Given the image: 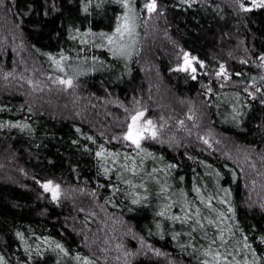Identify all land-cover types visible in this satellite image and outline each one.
<instances>
[{"label": "trees", "instance_id": "16d2710c", "mask_svg": "<svg viewBox=\"0 0 264 264\" xmlns=\"http://www.w3.org/2000/svg\"><path fill=\"white\" fill-rule=\"evenodd\" d=\"M49 2L12 0L7 8H0V21L3 18L13 21L8 30L16 31L15 37L24 47L18 57L13 50L4 52L0 47V71L11 73L8 85L0 82V123L5 125L0 127V253L9 264H24L29 256L16 231L25 234L31 248L33 259L29 264H43V261L56 264L57 259L59 264H84L83 256H88L93 264H106L102 257L114 264L113 258L102 251L103 240L95 241L93 237L92 242L90 237L87 244L77 232L82 230L93 236V231H103L105 217L108 223L118 224L120 230L123 224L127 225L132 234H127L129 237L119 243L115 239L104 240L108 246L122 247L125 243L124 255L133 256V250L142 247L137 241L143 238L145 249L150 244L170 258L167 262L160 257L162 255L149 252L143 254L145 257L134 259L132 264H202L206 257L201 249L212 239L219 241L217 233L221 229L227 240L225 248L232 252L243 244L239 228L235 227L237 220L257 253L264 257V244L256 239L264 234V210L252 203L244 173L239 164L230 159L234 155V160L238 156L242 161L239 155L257 150L264 160V104L260 103L264 92H258L256 99L250 95V91L264 89V61L259 59L264 53V9L244 14L236 12L232 0H191L190 4H183L182 0H160L166 10L151 17L155 32L146 31L148 16L144 15L137 29L135 50L129 59L113 56L109 47H96L95 44L106 43L99 37L83 44L79 36L72 39L76 34L71 26L84 31L89 21L94 31H113L115 16L123 11L115 0H104L102 7H94L87 19V14L80 11L82 0H58L59 11L45 17L43 11ZM97 2L93 0V4ZM133 3L140 8L144 0H133ZM171 40L175 45L170 44ZM181 49L206 62L199 65L194 61L198 68L195 79L191 72L173 70L176 63H181L178 59L183 56ZM48 52L57 58L63 52L70 57L65 62L69 74L77 68L81 74L77 75V86L71 89L69 97H64L67 100H56L51 88L48 96L39 91L33 93L42 97L38 101L40 108H36L35 103L25 97L31 93L29 85L36 88L38 79L56 80L64 75L46 55ZM144 54L147 59L143 63L151 61L169 89V95L162 91L170 110L153 112L149 117L162 125L160 137L177 138L184 146L171 148L161 140H146L143 147L152 156L138 154V150L123 139H112L123 132L116 129L125 122V109L135 107L141 99L147 102L149 83L140 64ZM221 62L232 73L230 80L214 75ZM208 87L213 89L211 93L207 92ZM71 99L78 103L76 109L86 108L88 116L83 120L58 111L62 104H71ZM93 99L105 101L91 107L88 102ZM112 103L120 106L100 110ZM89 108L92 110H87ZM195 111L202 112V119L196 123L191 118ZM9 121L30 127L8 126ZM89 136L95 140L88 139ZM100 144L120 153L119 160L109 157L105 161L97 157L95 152L99 151ZM125 153L136 157L135 173L129 171L133 162L124 159ZM168 163L177 167L165 171ZM102 164L111 169L109 175L103 174ZM48 178L61 184L64 194L59 204L51 200L50 193L41 195L43 189L38 181ZM124 180H131L132 184H125ZM257 183L258 192H264V181ZM142 184H147L146 200ZM164 185L168 191L161 193ZM196 187L201 188L205 196L213 197L214 208L230 216L227 205L219 197L227 199L235 207L236 216L235 220L221 224L220 229L208 225L205 219L204 231L197 228L189 238L186 235L191 230L189 224L171 219L172 215L183 216L185 201L193 212L199 206L202 218L218 219V213L199 199ZM224 189L230 192L226 195ZM135 192H140L141 196L136 197ZM133 199L142 202L133 204ZM165 204L170 207L161 216L159 213ZM77 221L81 225H77ZM230 226L235 229L231 236L228 234ZM177 232L180 237L174 239ZM43 237L52 239L46 244ZM55 242L63 243L71 255L53 252ZM192 243L197 245L195 253L190 246L180 247ZM212 247L216 249L218 245ZM37 248L45 253L43 261L36 255ZM77 252L81 253L79 260L75 258Z\"/></svg>", "mask_w": 264, "mask_h": 264}, {"label": "snow or ice", "instance_id": "6c2138e0", "mask_svg": "<svg viewBox=\"0 0 264 264\" xmlns=\"http://www.w3.org/2000/svg\"><path fill=\"white\" fill-rule=\"evenodd\" d=\"M103 2L104 0H98L97 3L93 4V0H82L80 11L87 14L85 16V19H87L88 15H91V11L94 7H102ZM115 2L122 7L123 11L115 16L116 24L113 31H94L90 26L91 22L89 21V26L86 27L84 31H81V28L75 25L71 26L72 31L76 34L72 36V39H76L77 36H79L80 43L83 44L93 42L95 38L99 37L101 41H106V43L101 42L99 44H95L96 47H109V50L113 56H127L130 59L131 52L135 50L134 46L137 43V39L139 37V32L137 31V29L142 17L144 15H147L149 18H151L153 14L158 15L166 9L162 5L160 0H144V3L140 8L136 7V5L133 3V0H115ZM182 2L183 4H190L191 0H182ZM11 3L12 0H0V8H7ZM57 3L58 0H50L49 4L46 6V9L43 11V16L48 17L51 13L59 11ZM232 6L235 8L237 13L246 14L252 12L255 9H264V0H232ZM181 52L183 54V62L176 65L177 69L184 72H191L193 74L192 78L195 79V74L198 72V68L197 64L194 63V61L198 62L199 65H204L206 62L202 59H199V57L197 56H193L188 51H184L183 49H181ZM46 55L54 61L56 68L64 72V75L59 76L54 81V83L66 86L67 88H73L77 86L75 85V79L77 75L81 74L79 72V69H73L72 73L69 74L65 66V62L69 60L70 57H68L63 52H61L58 58L51 52L46 53ZM92 59L96 60L97 58L93 57ZM259 59L261 61H264V53H261L259 55ZM244 62L247 63V61ZM69 67L72 66L69 65ZM8 75H11V73H8ZM214 75L216 77H223L224 79L230 80L232 73L228 71L226 64L224 62H221L218 71H215ZM29 83L33 82L29 81ZM252 83H256L255 79L252 80ZM212 91L213 89L211 87H208L207 92L211 93ZM258 92H264V89L257 88L255 91H250L251 97L253 99H256ZM260 103L264 104V97L260 99ZM125 111L128 113V115L125 117L124 131L120 134V136H113L112 139H123V141L125 142H130V146L138 150V154L147 153L148 155L152 156L153 154L151 152H148V150L143 147V143L146 140H157L160 137L159 129L160 127H162V125H159L155 120L147 116L148 109L146 107L138 106L137 108L132 109L130 112L128 109H125ZM179 123L182 125L183 120H181ZM16 125H19L22 128L30 127L27 124L20 125L19 122H16ZM16 125H14L12 121L8 122V126ZM4 126V124L0 123V127ZM77 131H80V129H77ZM101 135H103V133ZM88 139L95 140V137L89 136ZM85 148H87V145H85ZM95 155L105 161L109 157H111L113 161H118L121 154L115 151H111L105 148L103 144H100L99 151H96ZM124 159L126 161L128 159L132 160L133 163L129 168V171L135 173L137 171L135 164L136 157L130 156L128 153H125ZM174 167H177V165L168 163L164 170L168 171L169 169H172ZM101 168L104 175H109V173L111 172V169L103 164L101 165ZM155 171H157V169H153V172ZM180 179H183V177H180ZM38 183L43 189L41 195H43L44 193H50V198L54 203L59 204L61 202V198L64 193L62 191L60 183L50 178L41 179L38 181ZM124 183L131 185L132 181L124 180ZM113 187L115 191V186ZM141 187L145 189L144 199L146 200L147 184H142ZM167 191L168 188L166 185L160 188L161 193H165ZM195 191L199 194V199L203 201L208 208L212 209L213 212L218 213V219H213L211 216L202 218L201 208L197 206L195 208V211L193 212V209L190 206L189 202L185 201L182 207L183 216L172 215L171 219L173 221L180 220L181 223L189 224L191 230L186 234L189 236V238H192V233L197 228H199L202 232L204 231L205 219L207 220L208 225H214L217 229H220L221 224L227 223L229 220H235V207L227 199H225L224 197H219L220 201L223 204L227 205V213H230V216L226 215L224 211H220L219 209L213 207V197L211 195L205 196L201 188L199 187H196ZM224 191L227 195L230 192V189H224ZM184 195L186 196V193ZM135 196L140 197L141 193L135 192ZM168 200L171 201L170 196L168 197ZM141 202V199H133L132 201L133 204H140ZM169 207L170 204H165L163 206V210L159 214L161 216H164ZM261 207L264 208V204H262ZM235 227L239 228V231L242 235L243 244L238 248H234L232 252H228L227 248H225V244L227 243L225 232L221 229L217 233V235L219 236V241L212 239L207 247H203L201 249L203 256L206 257V259L203 260L202 264H261V261L264 260V257L260 256V254L257 253L255 247L253 246V243L249 241L248 234L244 232V229L242 227H239L238 220L235 221ZM228 234L230 236L235 234V229L232 226L228 228ZM15 235L24 242L25 251L29 252L28 259L24 262V264H29V261H31L33 257L31 255V248L25 240V234L21 231H16ZM179 237L180 233L177 232L173 238L178 239ZM205 238H207L206 233ZM42 239H44L45 243L47 244L48 241L52 238L43 237ZM256 239L264 244V234L258 235ZM141 240L143 241V238H141ZM213 244L218 245V247L216 249H213ZM148 246L149 248H152V245L149 244ZM189 246L192 248L193 253L197 251V245L194 243L190 245H180L182 249H187ZM49 247H52V245H49ZM219 249H224V251H220ZM52 251L56 252L57 255L61 253L65 256L71 255L69 249L61 242H55V246L54 248H52ZM152 251L156 255H167L166 253H162L161 250L157 248H152ZM249 252L251 253L250 256L248 255ZM36 255L41 257L43 261L45 253L40 251L39 248L36 249ZM237 256H239L240 259H237ZM75 258L77 260L81 259V253L77 252L75 254ZM82 259L84 264H93V261L88 256H83ZM0 264H9L3 253H0ZM43 264H46V261H43ZM56 264H59L58 259L56 260Z\"/></svg>", "mask_w": 264, "mask_h": 264}, {"label": "rangeland", "instance_id": "374dc122", "mask_svg": "<svg viewBox=\"0 0 264 264\" xmlns=\"http://www.w3.org/2000/svg\"><path fill=\"white\" fill-rule=\"evenodd\" d=\"M153 21H154V19H151L149 17L146 18V23H147L146 31L147 32L149 30L151 31V33L155 32V30H154L155 28H152V26H151ZM11 24H13L12 20L7 21L3 18V20L0 21V47L3 48L4 52H8V50L9 51L13 50V52L16 53L17 57H18L21 53H23L24 47H22L21 42L19 43V39L17 37H15L16 31L13 29L11 31L8 30L9 26L11 27ZM146 44H147V41H146ZM170 44L175 45V43L172 40L170 41ZM4 57H6V53H5ZM146 59H147V56H145V54L142 55V60H141L140 64L142 67V72L145 75H147V82L149 83L148 84V86H149L148 94L146 97L147 102L144 103L142 101V99L138 100V102L135 103L136 106L131 107L128 110H132L134 108H137L138 106H143V107H146L148 109L147 116H150L151 113L153 115L154 113L155 114L161 113L163 110H170V108L167 105H165L168 103V101H167V99H165V97L163 95V91L165 92V95H169V93H168L169 89L166 86H164L163 78L160 75V72L157 71V69L155 68L154 64H152L151 61L150 62L148 61L147 63H143L144 61H146ZM178 59H181V61H180L181 63L183 62V56L180 55L178 57ZM149 60H151V59H149ZM176 65H177V63L175 64L173 70L176 72L182 71V70L177 69ZM8 78H10L8 73H4L3 70L0 71V82L3 81V83L5 85H8V82H9ZM157 78L159 79L158 82H156ZM38 80H39V82L37 83L36 88L29 85V87H31L30 88L31 93H28V96H25L27 98V100L31 101V103H32V101L35 103L33 105V107L35 106L36 108L40 106V103L38 101H40V99H42V97L40 95H37V97L33 96V93H36V91L41 92L42 93L41 95L48 96L49 95L48 90H50V88H51L56 93V95H55L56 100L60 99L63 101V99H66V100L68 99V98H64V97H69L71 89H74V88H67L66 86L60 85L58 83H54L55 79L47 78V79H43V80L42 79H38ZM20 82L22 84H24L23 81H20ZM41 88H42V90H41ZM168 97L171 98L170 96H168ZM71 100L73 101V102H71V104H67V103L62 104L59 107L60 109L58 111L59 112L62 111L63 113H66V114L69 113L70 115L73 114L75 117H78L79 120H83V118L87 117L88 115H87L86 110H85L86 108L85 109L80 108L82 110L76 109V108H79L77 105L78 103L73 99H71ZM99 101L104 103L105 100L104 99L103 100L93 99V100H90L88 102V105L91 107L96 106L97 102H99ZM57 102H59V101H57ZM50 103L51 102H49V104ZM112 104H108L105 107H102L100 110H105L106 107L108 109L109 106L115 109L116 108L115 106L119 105L117 103H112ZM143 104H145V105H143ZM87 110H92V109L89 108ZM201 115H202V112L200 113L199 111H195L194 115H192L191 118H193L194 122L200 121L202 119ZM126 116H127V113H125V115H124V121H125ZM103 118H106L105 115L103 116ZM187 121L190 122L189 119H187ZM124 125H125V122H123L120 126H118L116 131L119 129L121 131H124ZM159 140L163 141L164 143H166L171 148H178V149L184 148L181 141H179V139H177V138H168L167 139V137L162 136V137H159L157 140H154V141L157 142ZM217 146H219V144ZM222 146H223V144L221 142V149H222ZM227 156H229V155H227ZM239 157L242 159V161H240L238 156L234 160V155H231L230 159H232L233 161L238 163L239 168L244 173L245 181H247V183H248L246 188H248L249 193L252 195V196H250V200L252 201V203L254 205L261 207V205L264 204V192H258L259 190H257L256 188L259 187L257 182H260L261 179L264 181V160L262 159V155L260 153H257V150H255L252 153H251V151H247L245 153H242V155H239ZM262 209L264 210V208H262ZM77 223H78V221H77ZM105 223H106V225L104 226L103 231H93V232H95V234H92L93 236L86 234V232H83L82 230H79L77 232H78V234L83 236V238L85 239L87 244H89V242H90V241H88V239L90 237L96 238V240L93 238L92 242H94V240L95 241L103 240L104 245L102 247V251L104 252V254L106 256L113 258L114 264H117V263H119V264L130 263V264H132L134 259H136L139 256L145 257V256H143V254H145V253L149 254V252L152 255H154L152 249L149 248V246L146 247V249L143 247V246H145V244L140 239L137 242L142 247L138 251L133 250V252H134L133 256L129 255L127 257L124 255L125 254L124 251L126 250L125 243H122V245H123L122 247H120V245H118L116 247H112V245L108 246L106 241H104V240L115 239V242L117 241L116 243H119L122 238H128L129 237L127 234H129V235H132V234L128 230V226L125 224L122 225L123 228L120 230V227L118 224H115L112 221L110 223H108L106 217H105ZM82 224H83V222H82ZM77 225H81V224L78 223ZM126 228H127V230L123 231V229H126ZM89 232L92 233L91 231H89ZM96 233H98V234H96ZM107 233H109V234H107ZM144 249H145V251H144ZM160 257L166 258L165 255H162ZM101 259L104 262H106V264L107 263L113 264V262L110 263L109 259L107 260V259H105V257H102ZM166 260L168 262L170 260V258L168 257V258H166Z\"/></svg>", "mask_w": 264, "mask_h": 264}]
</instances>
